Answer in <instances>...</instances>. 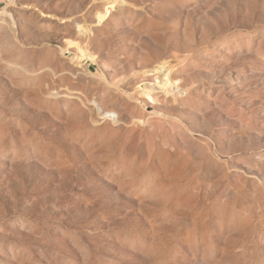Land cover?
Returning <instances> with one entry per match:
<instances>
[{"label": "rangeland", "instance_id": "374dc122", "mask_svg": "<svg viewBox=\"0 0 264 264\" xmlns=\"http://www.w3.org/2000/svg\"><path fill=\"white\" fill-rule=\"evenodd\" d=\"M0 264H264V0H9Z\"/></svg>", "mask_w": 264, "mask_h": 264}, {"label": "water", "instance_id": "95a60500", "mask_svg": "<svg viewBox=\"0 0 264 264\" xmlns=\"http://www.w3.org/2000/svg\"><path fill=\"white\" fill-rule=\"evenodd\" d=\"M9 4V0H4L0 3V10L6 6H8Z\"/></svg>", "mask_w": 264, "mask_h": 264}]
</instances>
